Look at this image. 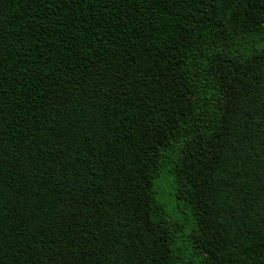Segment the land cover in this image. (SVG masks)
<instances>
[{"label": "trees", "instance_id": "obj_1", "mask_svg": "<svg viewBox=\"0 0 264 264\" xmlns=\"http://www.w3.org/2000/svg\"><path fill=\"white\" fill-rule=\"evenodd\" d=\"M0 264H264V0H0Z\"/></svg>", "mask_w": 264, "mask_h": 264}]
</instances>
